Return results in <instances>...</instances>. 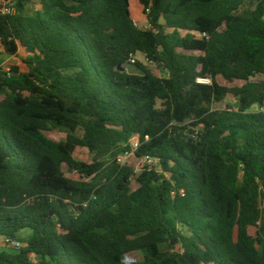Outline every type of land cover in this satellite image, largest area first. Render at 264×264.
<instances>
[{
    "label": "trees",
    "instance_id": "16d2710c",
    "mask_svg": "<svg viewBox=\"0 0 264 264\" xmlns=\"http://www.w3.org/2000/svg\"><path fill=\"white\" fill-rule=\"evenodd\" d=\"M34 1L0 14V264H264V0Z\"/></svg>",
    "mask_w": 264,
    "mask_h": 264
},
{
    "label": "rangeland",
    "instance_id": "374dc122",
    "mask_svg": "<svg viewBox=\"0 0 264 264\" xmlns=\"http://www.w3.org/2000/svg\"><path fill=\"white\" fill-rule=\"evenodd\" d=\"M255 2H256V0H249L247 7L251 8L255 4ZM40 7L41 6H40L39 0H36V1H34L33 5L29 7V10L40 9ZM132 11H133V19L136 22V24L138 25V27L140 29H146L147 25H148V22H147V19L145 18V16L143 15V13H142L141 16H136L134 9ZM136 61H139V62H141V63H143L145 65H150L154 70H156L153 67V64H150L145 59V57L140 55V54H138L136 56ZM15 64H21V61L18 58L7 57L4 54L2 47L0 46V68H4V69L8 70V68H10L11 66H13ZM125 70L128 71L129 73H137V68L135 66L128 65L127 67H125ZM155 72H157V71H155ZM237 107H238V101L236 99L232 98V97H228L222 103H218V104H215L213 106V108L215 110H224V109H227V108L236 109ZM77 134L79 136L82 135V133L80 131H78ZM45 135L48 138H50V139H52L54 141H57V142H63L66 139V133H64L63 131H61L59 129H51V131L45 132ZM75 157L78 160H81V161H84V162H87V163H91L92 159H93V155L87 149L80 148V147L76 149ZM124 161L127 164H132V162H133L131 156H128L126 159H124ZM22 236L23 237L27 236V232L22 233ZM4 248H6V247L3 245V242L0 239V249H4Z\"/></svg>",
    "mask_w": 264,
    "mask_h": 264
},
{
    "label": "built area",
    "instance_id": "2783aa9c",
    "mask_svg": "<svg viewBox=\"0 0 264 264\" xmlns=\"http://www.w3.org/2000/svg\"><path fill=\"white\" fill-rule=\"evenodd\" d=\"M17 13H18V8H17L16 0H0V14L1 15L15 16ZM135 24H136V22H135ZM136 26L138 27L137 24H136ZM149 27H150V25L148 24L146 29H148ZM135 62H136V56H132L130 58V63L135 64ZM198 82L199 83H209V80L198 79ZM252 111L264 113V103L261 106H255L254 108H252ZM134 146L137 147V143H134ZM128 156H131V154L124 155V156L120 157V161L124 164L126 161V160L124 161V159H126ZM15 245L17 247L19 246L18 243H13V246H15Z\"/></svg>",
    "mask_w": 264,
    "mask_h": 264
},
{
    "label": "crops",
    "instance_id": "0c3cea01",
    "mask_svg": "<svg viewBox=\"0 0 264 264\" xmlns=\"http://www.w3.org/2000/svg\"><path fill=\"white\" fill-rule=\"evenodd\" d=\"M131 9L132 10L134 9L136 16H141L142 15L140 4H139V0H131ZM132 15H133V11H132Z\"/></svg>",
    "mask_w": 264,
    "mask_h": 264
},
{
    "label": "water",
    "instance_id": "95a60500",
    "mask_svg": "<svg viewBox=\"0 0 264 264\" xmlns=\"http://www.w3.org/2000/svg\"><path fill=\"white\" fill-rule=\"evenodd\" d=\"M127 66H128V64H125V65H124V68L127 67ZM120 71H123V69L120 68Z\"/></svg>",
    "mask_w": 264,
    "mask_h": 264
}]
</instances>
